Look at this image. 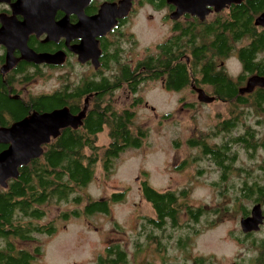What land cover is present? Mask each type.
Returning <instances> with one entry per match:
<instances>
[{
    "label": "flooded vegetation",
    "instance_id": "1",
    "mask_svg": "<svg viewBox=\"0 0 264 264\" xmlns=\"http://www.w3.org/2000/svg\"><path fill=\"white\" fill-rule=\"evenodd\" d=\"M263 15L264 0H0V30L9 26L14 34H28L29 50L37 56H59L61 61L56 64L29 61L16 46L9 49L0 44V81L10 84L11 95L25 101L60 93L65 103L58 109L68 108L75 116L86 109L81 126L68 128L81 129L89 112L99 104L97 96L101 92L92 88L85 90L88 83H108V91L102 98L109 101L102 108L110 106L119 110L117 99L121 94L129 102L121 110L133 112L134 116L139 106L147 105L141 96L147 82H159L166 92L192 101L187 104L189 110L209 105L225 107L214 113L216 123L209 130L193 136L202 138L212 152L220 154L216 160L214 153H204L205 148L199 147L203 159L219 175L209 186L222 190L220 195L227 187L228 191L235 190L233 196L238 204L232 211L240 215V222L239 233L232 236L239 251L236 249L230 262L217 257L216 253L194 255L196 236L155 234H165L167 227L172 228V221L167 220V225L153 230V235H145L134 254L136 264H264V237L257 236L264 230V159L260 166L262 175H248L236 166L241 151L250 160L256 159L258 151H264V73L260 69L264 66V44H260L264 39V26L256 24ZM156 34L160 37L153 48L146 46L144 37ZM49 35L56 38L51 39ZM254 44L252 67L247 69L243 54ZM162 47L175 53L177 60L173 64L187 65L190 76L187 87L176 90L165 77L144 81L142 72L136 73L149 52ZM196 50L199 51L195 54ZM9 57L15 61L14 66L5 70ZM210 61H213L214 74L211 78L224 76L234 85L227 93L204 76V67ZM124 68L135 73L131 79L121 76ZM55 72L58 73L55 90L40 93L28 90L32 83H47ZM233 89L237 91L235 95ZM200 91L213 101L201 102ZM48 112L32 111L27 117ZM15 123L6 120L0 129ZM132 125L131 130L139 129L137 133L145 130L136 125L134 119ZM113 140L110 139L111 144ZM1 146L8 148L9 144ZM235 179L239 183H235ZM12 180H8V186ZM8 186H0V189L6 190ZM39 207L43 209L42 218L35 220L34 230L23 229L21 235L0 243L3 256L0 264H39L43 237H48L50 223L48 205ZM201 209L207 226L211 225L209 216H220L219 209L207 206ZM154 211L156 218L144 219L146 223H159V215ZM16 216L20 218L23 214ZM186 217L193 220L188 211ZM180 219H183L181 214ZM249 220L258 222V228L245 230L244 223ZM192 239L194 241H187ZM114 256L116 253L108 251L99 254L96 264H111L106 261ZM118 264H130L128 254Z\"/></svg>",
    "mask_w": 264,
    "mask_h": 264
},
{
    "label": "rangeland",
    "instance_id": "2",
    "mask_svg": "<svg viewBox=\"0 0 264 264\" xmlns=\"http://www.w3.org/2000/svg\"><path fill=\"white\" fill-rule=\"evenodd\" d=\"M156 35L145 36V45L153 48L160 37V34ZM57 77V72L52 73L47 83H32L27 88L35 93L51 92L58 87ZM142 89L141 96L147 105L137 108L134 121L147 131L143 146L125 150L114 160L109 171H105L102 162H99L94 179L81 192L84 205L89 199L109 200L116 193H124L123 199L111 203L108 214L70 215L66 221L61 219V213L71 214L84 205L80 208L73 201H64L48 206L47 220L54 223L55 229L48 237H43V254L39 264H96L99 254L114 247L122 248L128 254L130 264H136L138 260L134 254L147 235L144 219L156 218L154 209L143 198L141 188L144 181L161 193H178L187 189L185 201L191 209L207 206L208 209L220 210V216H209L211 225L207 226L204 216L197 224L189 221L184 208L180 213L182 226L175 229L167 227L165 234H155H170L172 237L194 234L197 237L192 249L194 255L216 253L217 257L225 258L227 262L232 261L236 249L239 251V247L235 246V236H232L239 233L240 222V215L232 211L238 204L233 196L235 190L230 188L228 191L227 187L220 195L222 190L210 187L209 184L216 181L219 175L197 150L187 146V141L194 134L206 132L216 123L214 113L225 107L209 105L189 110L187 104L192 101L181 100L180 95L166 92L159 82H147ZM119 95L117 102L120 107L117 109L121 110L129 102ZM108 101L105 99L104 103ZM109 143L107 131L101 133L98 145L102 147ZM256 154V159L250 160L241 151L236 166L248 175H262L260 166L264 151ZM199 170L203 171L201 175H198ZM234 182L239 183L237 179ZM239 201L246 203L241 199ZM257 236L264 237V230Z\"/></svg>",
    "mask_w": 264,
    "mask_h": 264
},
{
    "label": "trees",
    "instance_id": "3",
    "mask_svg": "<svg viewBox=\"0 0 264 264\" xmlns=\"http://www.w3.org/2000/svg\"><path fill=\"white\" fill-rule=\"evenodd\" d=\"M260 44H264V39ZM255 48L254 44L250 50L243 54L247 69L252 67L251 58ZM160 49L149 52V56L137 67V72H135L141 71L144 81L165 77L168 79L169 86L173 89L179 90L187 87L190 77L187 65L173 64L177 60L174 59L175 53L165 47ZM198 51L196 50L195 54ZM212 62L210 61L204 67L203 74L208 77L210 83L227 93L228 90L234 88V85L224 76L211 78V75H214L212 73ZM260 69L264 73V66ZM133 74L135 73L129 68H124L121 72V76L126 79H131L134 76ZM86 87L85 90H91L92 88L94 91L97 89L102 94L100 93L97 96L99 104L94 111L89 112L84 126L81 129L68 128L62 130L57 139L52 141L51 144L45 145L44 154L41 158L32 161L28 166L21 167L19 177L10 181L6 190L0 189V243L3 241L8 242L12 237H17L18 234L21 235L23 229L33 228L34 230L36 227L35 220L42 218L43 209L39 206L59 205L64 201H73L77 207L81 208L82 204L84 205L81 192L94 179L97 164L102 162L105 171H109L114 160L125 150L139 149L143 146L147 131L137 133L139 129L131 130L133 128V112L115 111L110 106L102 108L104 104L102 97L108 91V83L106 81L97 84L88 83ZM233 92L235 95L237 91L235 92V89H233ZM11 94L10 84L0 81V125H3L6 120L9 123L19 122L29 116L32 111H54L63 107L65 103L64 96L60 93L41 96L30 101H25L19 96ZM105 131H107L110 139H114V142L100 147L98 137ZM187 146L191 150H197L201 158L203 156L200 152V146L205 148L204 153H214L216 160L220 155L219 152H212L203 143L202 138L197 136H192L187 141ZM6 149L7 147L1 146L0 153ZM187 163L188 161L184 162V164ZM219 163L221 164L222 161ZM201 174L202 171L199 170L198 175ZM147 183L148 181H144L142 186L143 198L156 210L160 220L157 225L155 221L147 223V226L144 227L147 235L151 236L154 234L153 230L163 228L164 225H167V220L172 221V228L182 226L180 224V213L184 208L190 213L193 219L191 222H199L202 209H191L186 204L187 189L178 193L171 191L161 193ZM123 197L124 193H116L109 200L92 201L89 199L81 210L77 209L72 211L71 214L63 212L60 216L62 220L66 221L70 218V215L108 214L110 204L120 202ZM16 214H23V216L18 218ZM54 229V223L50 222L48 225L49 234H52ZM108 252L117 255L106 261L111 264L122 262L127 254L120 247L111 248ZM2 259L3 256L0 253V261Z\"/></svg>",
    "mask_w": 264,
    "mask_h": 264
},
{
    "label": "water",
    "instance_id": "4",
    "mask_svg": "<svg viewBox=\"0 0 264 264\" xmlns=\"http://www.w3.org/2000/svg\"><path fill=\"white\" fill-rule=\"evenodd\" d=\"M256 24L264 26V15L257 20ZM49 36L51 39L56 38L55 35ZM27 39L28 34L22 32L14 34L9 26L0 30V44L9 49L14 46L21 49L24 59L37 63L56 64L61 62L59 56H37L27 48ZM14 62L9 57L6 69H11ZM199 100L204 103L213 101L203 91H200ZM85 115L86 109L75 116L71 114L68 108H63L44 114L35 113L15 123L12 127L1 128L0 144H9V147L0 153V186L6 188L8 180L19 177L21 167L28 166L32 161L41 158L44 154L45 145L57 139L63 129L81 126ZM258 224V222L249 220L244 223V228L245 230L256 229Z\"/></svg>",
    "mask_w": 264,
    "mask_h": 264
}]
</instances>
